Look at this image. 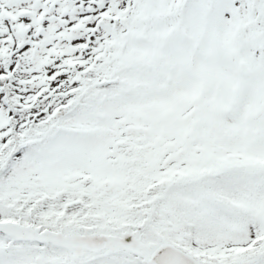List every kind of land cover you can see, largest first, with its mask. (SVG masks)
Returning a JSON list of instances; mask_svg holds the SVG:
<instances>
[{
  "label": "snow or ice",
  "instance_id": "snow-or-ice-1",
  "mask_svg": "<svg viewBox=\"0 0 264 264\" xmlns=\"http://www.w3.org/2000/svg\"><path fill=\"white\" fill-rule=\"evenodd\" d=\"M0 264H264V0H0Z\"/></svg>",
  "mask_w": 264,
  "mask_h": 264
}]
</instances>
